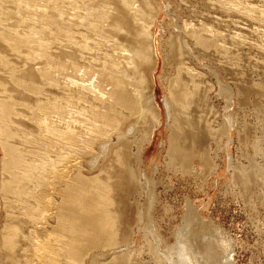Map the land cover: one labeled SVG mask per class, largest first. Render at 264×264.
Instances as JSON below:
<instances>
[{
	"label": "bare ground",
	"instance_id": "obj_1",
	"mask_svg": "<svg viewBox=\"0 0 264 264\" xmlns=\"http://www.w3.org/2000/svg\"><path fill=\"white\" fill-rule=\"evenodd\" d=\"M50 1L0 0V250L4 255L0 254V263L4 257L8 264H80L82 259L88 256L91 257L88 264H103L97 262V256H104L103 253H91L96 247H106L108 243L114 242L111 186L109 181L99 182V173L88 176L84 173L86 170L82 173L78 169L76 158L79 149L81 151L89 144L88 140H83L85 137L82 135L97 130L95 127L99 126H96V123L94 126L92 121L103 123L114 117L116 123L112 126H115L119 119L124 118V113L143 119L147 116L145 127L139 131V156L140 146L149 137L151 129L162 121V111L153 88L156 82L153 70L159 59L158 47H167L168 51H172L175 49V41L170 34L169 38L162 41L168 45L163 46L161 41L158 44L155 42L157 38L154 28L158 22L157 13L161 9V5L155 0H73L79 3L77 7L86 2L88 4L84 5L85 12L78 16L82 22L83 19L86 21L82 28L76 27L77 30L74 27L75 20H69L63 27L58 25V17L60 19L62 16V10L58 8L59 0L52 1V4ZM254 2L253 4L256 3ZM250 3L252 4L251 1ZM251 4H243L241 7L249 13L253 10ZM95 6L97 7L94 8ZM43 7L46 9L42 10ZM237 7L238 11L242 9ZM44 15L47 16L46 24L42 19ZM231 15L233 17L234 14ZM259 15L264 19V12ZM19 21H26L28 25L20 28ZM250 25L252 24L248 25L249 28ZM182 26L184 28H178V32L174 34L178 39V52L172 54L171 58H168V54L163 55L169 66L173 65L174 76L171 82L165 81L167 95H163L164 110L172 120V127L174 123L180 126L182 122L187 121L177 117L171 107L178 104V107H181L191 96L197 95L187 91L191 71L189 66H184L181 58V61L177 58L173 60L177 54L184 57L183 53L186 52L189 55L186 42L182 39L184 36L192 38L201 46L212 44L203 35L204 24L196 25L192 31L189 30L191 25L187 27V23H184ZM91 31L102 38L100 41L95 38L100 43L89 41ZM74 37L83 39L80 49L66 47ZM101 43L108 45H105L107 49L104 48V52H98L102 49H99ZM49 49L54 51H48ZM180 50H183V53ZM86 54L90 56L85 57ZM81 61L97 72V81L94 77L96 74L92 80L82 79L79 73H76L80 75V79L77 77L79 80L72 74H65L67 68L80 69ZM144 70L148 78L144 75ZM195 82L198 87L197 81ZM146 86L149 87L147 93ZM78 100L83 102V107H80L81 103L77 104ZM88 113L91 119L87 118ZM120 127L117 132H113L116 137L114 142L100 138L102 141H97L99 150L97 146L95 148L97 153L93 152L96 154L88 159L85 157L83 163L88 164V172L94 171L90 169L95 168L99 159L114 160L115 157L117 161L121 160L126 164L131 178L135 176L132 165L128 164L127 159L120 153V148L128 149L129 145L123 136L126 130ZM108 130L112 132L113 129ZM173 132L176 135L172 133L171 138H180L179 131ZM188 135H192V132L182 136ZM79 136H82L81 140ZM168 148L171 159L175 160L176 164L189 160L190 154H187L180 141L177 144L169 141ZM107 176L109 177V174H106ZM185 244L181 249L187 264H193L189 245L187 247Z\"/></svg>",
	"mask_w": 264,
	"mask_h": 264
},
{
	"label": "rangeland",
	"instance_id": "obj_2",
	"mask_svg": "<svg viewBox=\"0 0 264 264\" xmlns=\"http://www.w3.org/2000/svg\"><path fill=\"white\" fill-rule=\"evenodd\" d=\"M52 1L54 2L51 0L50 4ZM66 1L59 0L58 8L62 10V16L60 19L58 17V25L63 27L69 20H75V29L82 28L86 19L82 22L78 16L85 12L84 5L87 2L77 7L79 4L77 1L76 3L73 0ZM156 1L161 5V9L157 13L158 22L154 28V35L157 38L155 42L158 44L161 41L163 46L168 45L162 41L169 38L170 34L175 41V49L172 51L157 45L159 59L153 70L156 80L153 88L162 111V121L151 129L149 137L140 146L139 156H137V147L141 140L139 131L145 127L147 116L143 119L134 114L124 113L125 120L116 117L121 124L117 122L119 125L115 126H112L116 123L114 117L103 123L92 121L93 125L96 123V126H99L95 127L97 130L93 133L89 131V134L82 131L88 137L81 134L85 137L83 140H88L91 145V148L89 144H85L81 151L79 149L76 158L78 169L82 173L87 171L88 165L87 163L85 165L83 160L95 155L99 150L97 141H104L105 138L114 142L116 140L114 133L120 126L122 130H126L123 136L129 143L128 149L120 148V153L135 170V176L131 178L126 170V164L121 160L117 161L113 156L114 160L99 159L96 169H90L94 170L92 173L84 172L88 176L99 173V182L109 181L114 220V242L108 243L106 247H96L91 255L96 252L103 253L104 256L100 254L97 256V262L103 264H187L186 256L181 249L186 243V246L189 245L187 247L191 251L193 264H264V24H262L264 19L259 15L264 12V0H254L257 4L252 0H250L252 4L249 0ZM243 4L244 6L251 4L253 10L247 13L246 9L241 7ZM237 6L242 9L238 11ZM44 7L42 10L46 9ZM168 8L170 9L167 10ZM231 14H234L233 17ZM194 15L199 18H195ZM46 18L45 15L42 18L45 24ZM243 21H247V25ZM16 22L18 23V20ZM192 22L195 24L192 25ZM184 23H187V27L191 25L190 29L187 28L190 31L194 29L193 27L196 28V25L204 24L203 35L212 44L201 46L192 38L184 36L182 39L186 42L189 55L180 50L184 57L177 54L173 60L177 58L181 61L179 60L181 58L184 66H189L192 72L190 71L187 91L197 95L191 96L181 107H178L179 104L171 107L177 117L187 121L182 122L180 126L174 123L172 127V120L167 117L164 110L163 97L167 95L165 81L171 82L174 76L173 65L169 66L163 55L168 54V58H171L172 54L178 52L176 50L178 39L174 34L178 32V28H184L182 26ZM220 23L224 25L221 26ZM248 23L252 24L251 29ZM19 25L23 28L28 23L19 21ZM95 38L99 41L102 39L91 31L89 41L94 40V44L99 42ZM74 40H69L71 44L66 47L80 49L83 39L74 37ZM105 45L107 44L101 43L99 49H102L98 52L106 51L108 45ZM86 55L85 57L90 56ZM258 57L260 59H257ZM79 65L80 69H77L81 70L80 72L67 68L65 74H72L77 80L80 79V75L82 79L92 80L96 74L95 81L99 79L97 72L88 68L84 61ZM143 73L148 78L145 70ZM195 81L198 87L195 86ZM148 89L146 86V93ZM199 89L201 90L198 91ZM82 103L79 100L77 102L80 107L84 106ZM31 104L33 105V102ZM87 118H92L89 113ZM108 128L113 129L112 132ZM173 131H179L180 138L177 140L171 138L172 133L176 135ZM190 131L192 135L182 136ZM99 132H103L105 137ZM92 135L102 140H97L93 138L94 136L91 137ZM82 136H79L80 140ZM169 141L175 144L180 141L187 154H190L189 160L176 164L175 160L171 159ZM80 144L84 145L82 141ZM96 146L98 150L95 149ZM106 174H109V177H106ZM0 254L3 255L1 250ZM90 259L91 257L85 256L80 264H88ZM0 264L8 262L3 257Z\"/></svg>",
	"mask_w": 264,
	"mask_h": 264
}]
</instances>
